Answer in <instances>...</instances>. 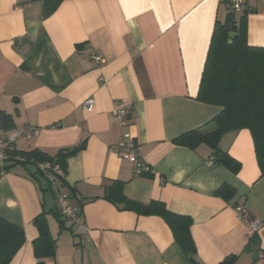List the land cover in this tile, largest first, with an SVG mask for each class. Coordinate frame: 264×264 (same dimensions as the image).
<instances>
[{
  "label": "crops",
  "instance_id": "obj_1",
  "mask_svg": "<svg viewBox=\"0 0 264 264\" xmlns=\"http://www.w3.org/2000/svg\"><path fill=\"white\" fill-rule=\"evenodd\" d=\"M222 1L228 0H66L42 20L40 2L0 0V112L12 119L5 133L39 130L18 139L14 150L54 157L84 142L66 161L63 188L79 206L81 225L62 219L59 228L53 196L33 166L3 165L0 217L25 236L9 264H37L32 221L41 213L56 242L45 264H188L162 219L120 211L103 199L112 181L123 183L128 200L158 201L189 217L196 264H220L232 255L239 256L234 264H264V176L250 132L227 133L219 143L240 163L237 174L209 165L205 145L190 150L172 143L221 111L196 96L214 24L227 13ZM244 9L248 45L264 48V0H243ZM40 30L69 79L58 91L21 69ZM88 98L91 112L82 108ZM117 106L131 107L125 132L151 179L134 176L117 153L124 132L112 115ZM222 185L234 192L228 202L216 194ZM254 220L262 224L256 232ZM254 233L258 251L244 252Z\"/></svg>",
  "mask_w": 264,
  "mask_h": 264
},
{
  "label": "trees",
  "instance_id": "obj_2",
  "mask_svg": "<svg viewBox=\"0 0 264 264\" xmlns=\"http://www.w3.org/2000/svg\"><path fill=\"white\" fill-rule=\"evenodd\" d=\"M64 1L66 0H22V3L40 2L41 18L44 20L51 16ZM222 3L227 4V13L223 22L216 21L214 24L196 96L197 101L218 106L221 111L206 125L182 134L172 143L190 150L205 145L211 150L212 166H222L231 173L237 174L240 170V163L222 151L219 143L227 133L247 130L252 137L257 166L261 176H264V48L252 47L247 43L248 10H242L240 17L236 20L233 14L235 11L231 10L230 0L222 1ZM231 33L235 34L232 39L229 37ZM21 69L35 75L43 85L52 90L58 91L69 82L64 68L55 58L49 38L43 30L38 33L34 49L22 63ZM53 75L58 77V84L54 83ZM11 128V117L0 112V130L8 132ZM83 147L84 142L74 148L61 150L54 157L47 156L38 150L20 153L13 149L11 156H21L24 162L19 164L33 166L35 173L47 185L48 182L38 170L37 165L43 163L57 165L61 171L60 182L64 188L66 187L64 181L67 172L66 161ZM11 163L17 164L18 162ZM0 171L5 172L7 169L2 166ZM141 176L152 178L149 171L144 172ZM122 188L123 183L112 181L105 188L103 199L116 206L120 211L162 219L187 263L196 264V248L190 232L192 220L187 216L168 211L164 204L158 201L142 204L128 200L124 197ZM47 190L51 194L49 186ZM216 194L228 202L232 199L234 192L229 186L222 185ZM68 196L71 198L70 195ZM77 208L80 211L79 206ZM54 216L58 219L61 229L63 221L56 208ZM32 224L38 231V238L32 244L34 256L38 261L37 264H45L44 259L54 256L56 242L50 236L44 213L36 216ZM24 242V231L0 217V264H9ZM258 246L259 240L254 233L249 238L244 252L257 250ZM238 257L237 255L229 256L220 264H234Z\"/></svg>",
  "mask_w": 264,
  "mask_h": 264
},
{
  "label": "built area",
  "instance_id": "obj_3",
  "mask_svg": "<svg viewBox=\"0 0 264 264\" xmlns=\"http://www.w3.org/2000/svg\"><path fill=\"white\" fill-rule=\"evenodd\" d=\"M242 1L243 0H230L232 4L231 10L235 12L240 11L242 8ZM94 60L98 64L102 63V59L99 56H95ZM82 108L88 112H91L94 108L93 100L91 98L86 99L82 104ZM130 114V106H117V108L112 112L114 118L118 120L120 128L124 130L122 137L117 144V153L120 158L132 165L134 176H141L144 172H148L149 168L139 156L137 145L132 140L130 135L125 132L128 127ZM38 134L39 130L36 128H29L22 134H18L16 132L5 133L0 130V167L8 162H24V159L21 156H11V153L14 149V144L20 138L30 140ZM212 163V160L208 162L209 165H212ZM37 168L44 175L48 182V186L54 198V203L59 216L72 224L74 223L81 225L82 221L78 208L73 205L71 198L63 191V187L60 182V168L52 163L38 164ZM261 225V222L257 220H254L251 223L254 232H256L261 227Z\"/></svg>",
  "mask_w": 264,
  "mask_h": 264
},
{
  "label": "rangeland",
  "instance_id": "obj_4",
  "mask_svg": "<svg viewBox=\"0 0 264 264\" xmlns=\"http://www.w3.org/2000/svg\"><path fill=\"white\" fill-rule=\"evenodd\" d=\"M241 11H242V8L240 9V11H238V12H234L233 14H234V18L237 20L239 17H240V15H241Z\"/></svg>",
  "mask_w": 264,
  "mask_h": 264
},
{
  "label": "water",
  "instance_id": "obj_5",
  "mask_svg": "<svg viewBox=\"0 0 264 264\" xmlns=\"http://www.w3.org/2000/svg\"><path fill=\"white\" fill-rule=\"evenodd\" d=\"M235 36V34H229V37L232 39Z\"/></svg>",
  "mask_w": 264,
  "mask_h": 264
}]
</instances>
